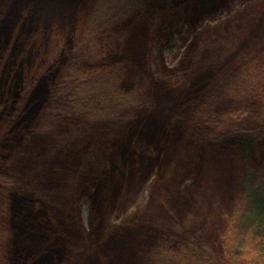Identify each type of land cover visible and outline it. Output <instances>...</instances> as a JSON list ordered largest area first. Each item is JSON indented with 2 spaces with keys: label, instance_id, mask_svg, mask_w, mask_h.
I'll use <instances>...</instances> for the list:
<instances>
[{
  "label": "rangeland",
  "instance_id": "1",
  "mask_svg": "<svg viewBox=\"0 0 264 264\" xmlns=\"http://www.w3.org/2000/svg\"><path fill=\"white\" fill-rule=\"evenodd\" d=\"M21 1L0 5V30L21 14L17 20L46 29L41 14L50 1ZM143 7L98 49L87 28L80 33L87 9L79 27L75 16L48 26L57 36L47 49L37 28L30 39L35 50L24 49L27 39L20 40L24 52L12 47L22 58L15 80H4L12 60L0 76V83L15 84L0 91V180L39 197L60 229L63 248L45 264H147L151 247L183 234L184 241L208 240L220 253L227 219L245 192L247 159L238 146L210 139L245 121V106L237 107L227 90L237 80L246 84L251 66L264 65V0H144ZM30 11L38 13L30 18ZM104 19L95 16L98 25ZM252 45L255 55L247 56ZM238 60L246 65L238 67ZM102 69L119 76L115 91L132 93L133 105L116 120L106 118L105 105L122 95L110 83L88 115L72 101L81 72ZM227 109L233 118L224 127L217 119ZM6 239L8 247L19 241L17 231L9 228ZM7 258L2 255L3 264H10Z\"/></svg>",
  "mask_w": 264,
  "mask_h": 264
},
{
  "label": "trees",
  "instance_id": "2",
  "mask_svg": "<svg viewBox=\"0 0 264 264\" xmlns=\"http://www.w3.org/2000/svg\"><path fill=\"white\" fill-rule=\"evenodd\" d=\"M27 1L30 0H25L26 3ZM34 1L32 0V2ZM49 1L50 5L46 7V12L41 14L47 20L45 22L46 29L37 27L42 33L46 34V49L51 43V39L57 36L48 27L51 25L53 27L56 19L63 23L66 18L75 16L77 18V27H79L82 16L80 12L83 9L84 11L87 9L84 20L86 25H83L80 33L83 34L87 28L86 34L92 48L98 49L107 42L106 36L109 32L112 34H118V30L121 32L119 25L125 19L133 18V15L138 14L144 8V0H117L116 3L115 1L112 3V0L107 3L106 1L103 2V0H100L99 3V0L75 1V3L72 0ZM7 2L8 0L4 2L0 0V5H4ZM21 2L25 4L24 1ZM104 4L109 12H103L104 8L102 6ZM37 13L36 11H30L29 17L31 18L32 14L36 15ZM99 13L105 19L98 25V18L96 17L97 20H95V16ZM21 15L23 16V14ZM21 15H18L17 18ZM56 15L60 16L56 17ZM17 18L11 26L5 25L0 30L1 78L4 76L5 68L9 66L7 63L11 60L13 61L11 63L12 72L8 70L4 79L8 83H12L15 80V68L19 64V58H21V56L15 57L12 55V47L20 54L24 52V50H21L23 45L20 40L27 39L24 45L25 49L27 48L26 46H32L30 39L38 35V29L31 27L29 19L26 18L24 20V17H20L17 20ZM40 19L37 18V20ZM1 20L2 17H0V22ZM88 23H91L94 27L88 28ZM107 25L109 26L107 27ZM2 45H4L3 50ZM157 46L160 52L162 48L160 41ZM35 47L32 46L31 48L35 50ZM249 47L250 49H248L246 55L253 57L255 53L254 47L253 45ZM242 62L245 61L238 60V64H240L238 67L246 65V63ZM81 74L82 76L78 78V84L76 85V88H78L76 90L77 96H74L72 101L75 106L79 107L77 111L80 114L88 115L92 113L93 108H98V105H95L97 103L95 100H98V92H106L103 95H108V89L111 87L114 90L115 85L118 86L120 78L116 71L111 69L107 72H104L103 69L97 72L82 71ZM236 75L238 76V74ZM247 75V79L245 78L246 84L242 82L240 84L237 80L235 85L228 86L230 89L228 88L227 92L231 90V94L234 92L233 95L238 100V103H235L237 107L245 106V121L253 119L255 124L249 127L248 122L242 121V123H237V125L229 126L227 131L224 128L223 131H219V134L212 135L210 139L213 143H219V145L225 147L238 146L239 152L247 159V165L249 166H247L246 179L242 187V191L245 192L237 202L234 213L227 219L229 221L227 232H223L224 235L222 233L220 237L221 252L215 253L213 245L206 239L197 241L198 239L191 238L184 241L181 237L186 234L180 235V238L176 235L177 237L171 238L172 242L164 241L151 247V250L147 253V264H264V146L262 148L258 147L264 144V65L251 66ZM2 83H0V91L4 92V94L13 90L12 86L15 85ZM93 83H95L94 89L90 87ZM106 83L108 85L110 83L109 88L106 87ZM115 92L117 94L120 93L122 99L118 100L115 98L113 102L109 101V105H105L107 108L106 113L108 114L106 118L111 120H116L120 117L119 114L126 110L127 104L133 105V101L129 99L132 93L127 97L123 91ZM13 98L18 99L20 97L17 95ZM223 100L228 104V100L225 97ZM3 111H5V108H1L0 115L2 116L4 115ZM226 111L228 112L217 119L224 127L226 126L225 122L227 123L226 119L230 120L233 118L232 115H229V110L227 109ZM99 112H102V109H99ZM86 119L90 121L89 117ZM214 121L215 119L212 118L210 123L212 124ZM16 126L20 127V122ZM2 164L0 163V165ZM0 170H2L1 167ZM7 181L0 180V197H4L0 198V264H3L6 259H2V255L3 257L7 255L10 264H32L39 261H43L42 264H45L44 260L50 259L49 256L55 252L56 247L61 245L57 241L58 233L61 235L60 229H57L56 222L48 217L46 209L42 205L39 207L41 200L39 197H32V193L27 195L25 191L21 190H9L11 186ZM26 225L33 229L36 234L33 236L28 235ZM9 228L17 231L19 241L11 243V246L8 247L6 238ZM59 239L61 240V237ZM175 241L176 243L174 244L176 245H171ZM63 244L65 245V241H63ZM61 246L62 249L63 245Z\"/></svg>",
  "mask_w": 264,
  "mask_h": 264
}]
</instances>
